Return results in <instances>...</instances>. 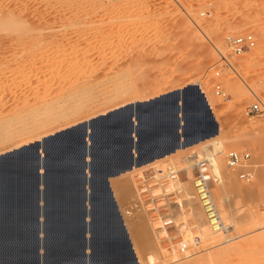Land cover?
Segmentation results:
<instances>
[{
    "label": "rangeland",
    "instance_id": "1",
    "mask_svg": "<svg viewBox=\"0 0 264 264\" xmlns=\"http://www.w3.org/2000/svg\"><path fill=\"white\" fill-rule=\"evenodd\" d=\"M2 1V5L7 4V0ZM98 4L93 6L95 10L105 8L108 13L104 35L107 37L105 46L102 45L105 53L100 62L106 64L105 67L109 65L106 68L111 70L110 73L106 71L109 73L107 78L113 79L111 83L119 80L120 86L109 82L108 88L105 86L101 87L103 89H95L97 93L83 94L88 99L83 96L82 100L79 98L69 102L71 105L67 104L58 110L59 115L43 117L41 122L27 132H1L0 152L32 141L38 136L92 119L118 105L149 100L195 84L202 94L209 91L215 100L209 107L218 124V133L198 143L180 146L170 155L152 163L133 168L124 174L128 197L122 202L116 197L129 238L136 242L134 252L138 264V257L144 264H264V113L256 117H248L243 113L245 105L252 98L250 91L257 95L256 98L264 106V42L261 40V33L264 34V0H103V5L99 4L104 6L103 9ZM41 8L36 9V14L42 15L41 24L45 27L66 24L53 10L47 13V10ZM246 32L253 35L254 48L233 54L225 44L224 37ZM18 34H11L12 37L16 36L13 38H17L18 42L19 39H25H22L23 36L30 35L28 32V35L22 34V37ZM18 42L14 41V44ZM80 42L78 44L82 45L83 42ZM8 43L0 51L6 53V56H9L8 51L17 53ZM256 48L259 49V56L254 54ZM220 51L225 56L230 51L228 55L233 57H226L225 66L218 60ZM81 56L67 60L64 69H67V74L80 70L88 59H91V66L102 64L95 57L84 59ZM227 61L234 62V66L239 65L238 74L230 69ZM215 71L217 77L213 76ZM44 72V79L40 77L42 80L49 81V75L52 79V74ZM72 75L73 73L70 76ZM216 81L228 94L226 99L213 93L212 83ZM189 94L185 91L184 105L180 107V113L183 111L186 116L192 115L191 118H185V133L188 138L196 135L198 126L197 119L193 118L197 111L190 103ZM169 99L131 108V112L148 125L149 133L166 134L168 130L161 126L160 117L171 114ZM181 99L182 96L179 99L180 105ZM241 99L244 100L240 101ZM104 122L106 121L98 119L92 124L102 127ZM79 131L80 129L75 132ZM93 141L97 142L95 139ZM217 144L223 145L226 150L247 152L249 158L246 162L251 167L254 178L249 183L242 182L234 170L226 167L223 156L221 162L216 157V161L224 165V170H221V180L217 184L211 181L209 187L220 217L230 229L228 233L218 232V236H211L213 229L195 197L193 182L198 173L212 180L214 175L205 156ZM8 168L9 162L1 163V173L5 174ZM157 169L161 172H157ZM169 171L175 172L171 175L172 182L166 177ZM184 176L189 178V199L195 201L205 220L195 216L192 211L186 198ZM154 178H158V182L163 185L164 194L159 192ZM125 183L123 181L120 184L125 186ZM142 198H148V202L141 201ZM109 222L113 226L114 222ZM187 224L193 227L192 232L188 230ZM91 233L95 239L101 238L103 227L98 225ZM228 239L232 241L225 244ZM117 255L112 253L110 246L106 247L103 261L110 263Z\"/></svg>",
    "mask_w": 264,
    "mask_h": 264
},
{
    "label": "bare ground",
    "instance_id": "2",
    "mask_svg": "<svg viewBox=\"0 0 264 264\" xmlns=\"http://www.w3.org/2000/svg\"><path fill=\"white\" fill-rule=\"evenodd\" d=\"M96 3L102 4L103 0H7V4L5 3L6 5H2L3 1L2 0L0 1V50L2 48H5V45H6L5 43H8V42H9L8 43L9 46H12L13 49L17 50L16 51L17 53L8 51L7 54L9 53V56H6L5 55L6 53L4 54L2 51H0V134H1V132L2 133L3 132H16V133L17 132H20V133L21 132H27L30 129L34 128L35 125H37L36 123H38L39 121L41 122L40 119H42L43 117L47 118V117L57 116L60 113L58 110L63 108V106L70 104L75 99L80 98L82 100V97L85 96L83 94H87V93L93 94L94 92L97 93V91H95V89H97V88L103 89L101 87H105V86H106L105 88H108L107 85L109 84V82L111 83L113 81V79L110 78L111 79L110 80L109 78H107L108 74L110 73L111 68H110V70H108L106 67L109 68V65H107L105 67L106 64L103 65V63L100 62L101 58L103 59L102 54L105 53L104 52L105 50H103V47L105 46V44H104L105 43L104 41H106L105 37H107L104 35H105V29L107 28V25H108V21H107L108 13L106 12L105 8H104L105 10L103 9L104 6L102 7L99 4L98 5L100 7H102L101 9H103V10L99 11L100 8L98 10L97 9L95 10L93 6ZM38 5H40L42 8H44L45 11L47 10V13L50 12V10L51 11L53 10L56 14H58V16L61 19L65 20L63 22H66V24L62 25V26L45 27V25L41 24V21H42L41 19H43L42 15L40 13H39L40 16H38V14H36V12H37L36 9H38L40 7V6L38 7ZM44 10H42V11L44 12ZM107 11H108V9H107ZM47 16H48V14H47ZM48 19H46V20H48ZM57 20H59V19H57ZM53 21H55V20H53ZM106 21H107V25H106ZM119 21H120V19H119ZM61 22L62 21H60V23ZM111 22H113V21H111ZM47 24L48 23H46V25ZM69 27L71 28V30ZM45 30H48L49 32H47ZM68 30H70V31H68ZM44 31L47 34L43 33ZM21 32H24L25 34L21 33ZM26 32H28L30 35L26 34ZM12 33L13 34L15 33L16 35L18 33H21V35L22 34L28 35L29 37H27V36L22 37L20 34H18V35H20V37H22V39L24 37H25V39L27 38V40L19 39L20 42H18L17 38H13L16 36L12 37V35H11ZM35 33H37V34H35ZM42 33L45 36H43ZM6 34H8V35H6ZM261 37L260 38H261L262 42H264V34L261 33ZM14 41L18 42V43L14 44ZM80 41L83 42L82 45L78 44ZM94 41H95V46L93 47ZM103 44H104V46H102ZM12 47L11 48L8 47V48L12 49ZM104 49H106V48H104ZM225 49L222 51L224 52ZM250 49H252V48H250ZM256 49H255L254 54L260 55L259 49H257V50ZM260 50H261V48H260ZM263 51H262V53H263ZM228 52L230 53V51H228ZM14 53H15V55H14ZM242 53H244V52H242ZM228 54H227V56H225V54L221 53V51L218 52V55L225 57V59H226V57L227 58L228 57L233 58L231 55H228ZM79 55L80 56L82 55L83 57L82 56L81 57L84 59H87V58L93 59V57H95V58L99 59V62L102 63L101 64L102 66L97 65V63L95 64L94 63L95 61L93 63L96 66H91V65H89L91 59L90 60L88 59L89 61L86 60L87 61L86 65H84L80 70H77V71L74 70V72H72L73 75L70 76L72 74L71 71H70L71 74H67V72H68L67 69L64 70L66 68L65 63H67V60L69 58L70 59H71V57L76 58ZM106 55H108V54H106ZM231 58H229V61ZM229 61H227L228 62L227 65L230 67L231 70H233L235 72V74H238L239 72L237 73V70H238L239 65L234 66V62L232 63ZM96 62H98V61L96 60ZM108 63H109V61H108ZM84 64H85V60H84ZM236 64H237V62H236ZM111 65H113V64H111ZM72 66L73 65H71L70 67L72 68ZM70 67H69V69H70ZM107 70L109 71V73L106 72ZM46 71L49 73H46ZM42 72H44V74H52V79L50 78V75H49V81L48 80L47 81L42 80L40 78L43 75ZM110 76H111V74H110ZM113 77L115 78L116 76H113ZM43 79H44V77H43ZM46 79H48V77H46ZM114 82H115V80H114ZM118 83L121 84V82L118 80L115 83H111V85L114 84V86H116V85H119ZM230 85H232V84H230ZM109 87H110V84H109ZM105 88H104V90H105ZM99 89H97V90H99ZM256 89H258V88H256ZM256 89H254V90L256 91ZM199 90H200V88H199ZM200 92H201V90H200ZM101 93H102V91H101ZM103 93H104V91H103ZM250 94L253 97H257V95H255L251 91H250ZM102 96H103V94H102ZM181 96L182 95H180V98H181ZM203 96L205 98V101H206L208 107H209V104L212 105L215 103V100L209 91H205L203 93ZM86 97L87 96H85L83 98L86 99ZM87 99H88V97H87ZM244 99L246 100L247 98H244ZM244 99H241L240 101H243ZM153 102H155V101H153ZM147 103H152V102H147ZM122 105H118L117 107H114L113 109L118 108ZM133 107H131V108H133ZM113 109L110 108V110H113ZM209 109H210V107H209ZM110 110H106V111H104L98 115L106 114ZM61 111H63V109ZM210 112H211V109H210ZM61 114H62V112H61ZM179 114H180V109H179ZM211 114H212V112H211ZM98 115L94 116V118L97 117ZM121 115H123V113L118 114L117 118H119ZM191 117H192V115L190 117L185 115V118H191ZM110 118H114V116L110 117ZM110 118H108V119L103 118V121H106V122H104L102 124V127H99L98 124L93 125L92 123H94L95 121L91 122V124L87 125L89 132L92 134L91 135L92 139L97 140V142L99 140H101V142L103 141L102 139L107 134V129L105 128V124L107 123V121ZM193 118H196L198 121V126H197V130H196V132H197V131H199V129L203 128V120L201 119V117L199 118L197 116H193ZM90 119H87L86 122ZM78 123H81V122H78ZM216 125H217V130L214 134H212L208 137L202 138V139H198L197 141H195L192 144L198 143L199 141L204 140V139H208L210 137H214L218 133L217 122H216ZM71 126H68V127H71ZM81 128H82V126H81ZM88 129H87V131H88ZM80 131H82V130L80 129ZM52 133H50V134H52ZM195 134H197V133H195ZM47 135H49V134H47ZM47 135L44 134L43 136H38L36 139L29 141L27 143L15 145L14 147H11L7 150L0 152V154L12 151L13 149L19 148L20 146H23V145L30 144L34 141H41L42 138H44ZM58 138L61 141H64L66 138H68V135L66 134L64 136V138L62 136L58 137ZM56 141H57V139H56ZM192 144H190V145H192ZM77 145L78 144L74 141H72L70 146H67L66 144L60 145L59 149L56 151L57 156H61V155L63 156L65 154H67V151L71 150L70 148L79 147ZM47 146L49 147V144ZM180 146H184V145L181 144ZM185 146H187V145H185ZM225 150H226V148L221 144L213 145V147L207 151L206 156H205L207 161H208V166L210 167V169L214 175L213 177H216L215 180H213V178H212V181L215 184H217L218 181L221 180V170L222 171L224 170V168H223L224 165L219 164V162L216 161V157H219L220 162H221V157L224 155ZM27 151L28 150L23 151V152H19V153L14 154V155L6 156L0 160V166H1L2 162H5V163L9 162L8 171L5 174L1 173V171H0V184L1 183L5 184V187L3 188L2 194L0 193L1 194L0 195L1 207L3 210L2 212H0L1 213L0 214V264H21L23 261L29 260L33 256L32 255V249H34L35 243L31 237L32 236L31 232L26 233V231H25V234H24V233H22L19 226L23 221L32 219L31 218L32 216L30 215V213L26 211L27 209L25 210L23 208V204L27 200V198L29 197V194H32L35 191L34 190L35 186H33L34 183L36 184V182L39 180L40 181L43 180L47 183V184H45L46 185L45 187H47V188H45L44 194L48 198H57L62 202L63 201L66 202V201L70 200V197L68 196L69 193L66 191L65 187H60V185H63V183H64L63 181L67 178V177H65L66 173H65V175H64V173L62 174V172H64L65 169H59L58 170V168L54 169L52 167L49 170L48 174L45 175V177H41L38 180L33 175V171H32L33 168H32V164H31L33 161L30 159L29 156H27V155H29L27 153ZM52 152L53 151H51V153ZM71 153H73V152H71ZM54 154H55V152H54ZM54 154L52 153L53 156H49L51 163L55 159L56 155L54 156ZM97 158H99V157H97ZM100 160H101V158H100ZM102 161H103V158H102ZM94 162H95L94 164H96V163H98V160L94 159ZM130 169H128V170H130ZM130 171H128V172H130ZM157 172H161V170L157 169ZM169 172L170 173L167 174L166 177L169 179V181H171L170 180L171 175L175 174V172H171V171H169ZM73 177H71V178H73ZM252 178H254V176H252ZM155 180L157 181L156 187L158 188L159 192L164 194L163 185L160 182H158L159 181L158 178H156ZM110 181H111V187L114 188V185L115 186L119 185L121 182L123 183V181L125 183V175H122L120 178H117V179L113 178ZM194 181H195V178H194ZM184 182L187 185L186 198H187L189 204L192 206V211L195 213V216L201 217V215H200L201 211H199L198 208L196 207L197 205L195 204V201H193L192 199H189L190 194L187 193L188 190H190L189 178L184 176ZM118 189H119V191H118ZM69 191H71V190H69ZM114 191H115L114 193L116 194V197L120 198L121 202L124 198L126 199L129 195L126 183H125V186L123 184L116 186L114 188ZM144 194H145L144 196L146 197L147 196L146 191ZM29 198H31V197H29ZM79 198H80V195H79ZM146 199H148V198H144V199L142 198L140 200L141 201L144 200V202L147 203L148 201ZM31 200H33V199H31ZM73 200H74V198H73ZM73 200L71 202H73ZM96 201L97 202L93 201V203H92L95 211L93 210L94 211L93 212L91 210L93 213L91 214L90 218L88 217L90 220L88 221L89 225H87V226L91 230V232L98 225L103 227L104 233H103L101 238H97V239H95L92 236V238H87V240H84V239L82 240V238H79V236L77 235L78 230L72 231L73 229L71 226L69 229L67 224L68 223L74 224V220L77 219V218L75 219V214H76L75 210L71 211L72 209L68 208V209H64V211H63V208H62V211H60V209L57 208L60 211V212H58L55 210V208H52L51 204H49V203L43 208L44 209L43 215L45 214V216L49 217V220L46 219L47 225L46 226L44 225L45 230L47 231L46 238H44V241L42 243H40V245L43 246V249H42L43 255L41 258L42 260H40V262L43 261V262H45V264H55V263H59L60 261H64L67 259L66 255H67L68 251H73L76 253V251L79 250L80 247L83 246V244L85 246L87 245L88 247H90L92 249L94 258L96 260L100 261V263L106 264V261H103V255L105 254V248L106 247L110 246L112 248V253L118 252L119 245H118V240H117L118 236H117V230L115 227V225H116L115 220H114L113 216H111L109 213H107L105 211V204H104V202H102L103 200L102 201L96 200ZM71 202H70V205H71ZM67 205H68V203H67ZM75 205H76V203H75ZM75 205H74V207H76ZM118 205L120 206L119 202H118ZM97 208H99V209L101 208V211H96ZM24 213L28 217H25ZM218 214H219V211H218ZM29 216H31V217H29ZM56 216L57 217L60 216V217L58 219L57 218L55 219ZM219 216H220V214H219ZM81 217H79V218H81ZM25 218H26V220H25ZM120 218H121V216H120ZM201 219L205 220L202 217H201ZM220 219H221V217H220ZM76 221L78 223V220H76ZM109 221L114 222V224H112L113 226L110 225ZM121 221L123 223L122 218H121ZM221 221H222V219H221ZM73 224H72V226H74ZM79 225L81 227V224H79ZM187 225H188V230L192 232L193 227L189 226V224H187ZM209 225H210V223H209ZM210 227L212 228L211 225H210ZM224 228H225L224 231H226L228 233L230 228L225 224H224ZM125 230H126V228H125ZM224 231H216L213 229V233L210 232L211 233L210 235L211 236H215V235L218 236L219 235L218 232L222 233ZM50 232L51 233L54 232V234L53 233L51 234ZM126 233H127V230H126ZM136 234H137V232H136ZM127 235L129 238L128 233H127ZM191 235L193 236L192 233H191ZM9 238L16 239V241H14L15 243H8L9 245H7L5 242L8 241ZM132 239H134V237ZM129 241H130L132 250L134 252L136 242L131 241L130 238H129ZM231 241H232L231 239H228L224 243L229 244ZM40 252H42V251H40ZM143 253H144V251H143ZM134 256L136 259V263H134V264H138L135 252H134ZM138 259H140L139 264H144L143 260L141 258L138 257Z\"/></svg>",
    "mask_w": 264,
    "mask_h": 264
},
{
    "label": "crops",
    "instance_id": "3",
    "mask_svg": "<svg viewBox=\"0 0 264 264\" xmlns=\"http://www.w3.org/2000/svg\"><path fill=\"white\" fill-rule=\"evenodd\" d=\"M147 104L149 103H145V104L134 106V107L138 108L141 106H146ZM124 112L126 114H123L119 118H117L118 114H121ZM113 116L114 118H110ZM103 118H107V119L110 118L105 124V128L107 129V134L102 139L103 140L102 142L101 140H99L97 143L93 141L91 137L92 134L89 132L87 125L90 124L91 122H94L95 120L103 119ZM160 123L162 127L167 128L168 132L162 135L151 134L149 133L148 125L144 124L143 121L140 119V117L137 114H134L133 112H131V108L127 107L119 111L109 113L105 116H102V117L97 116L95 118L88 120L87 122L85 121V128L87 132V135L85 136V141L88 147L86 148V151H84L82 142H81L82 131L75 132L78 129L83 130V126L81 124H75V125H72L71 127L63 128V130L62 129L57 130L58 132L55 131L52 134H49L45 136L44 138H42V140L39 141V145L37 148L38 160L34 153V147L31 145V143L20 146L19 148L13 149L12 151L0 154V160H1L3 157L14 155L19 152L28 150L27 153L29 155L27 156H29L30 159L33 161V162L31 161L32 168H33L32 169L33 175L38 180L41 177H45V175L48 174L49 170L52 167L54 169L58 168V170L65 169V171L63 170L64 172H62V174L64 173L65 175L66 173L65 177L67 178L63 181L64 183L63 185H60V187H65L66 191L69 193L68 196L70 197V200L71 199L73 200L74 198L73 202H71L72 200L71 201L69 200L66 202L63 201L64 203L57 198H48L44 194V190L45 188H47L45 187L46 186L45 184H47L45 181L39 180L36 182V184L35 183L33 184V186H35V188L33 187L35 191L32 194H29V197L31 198L28 197L27 200L23 204V208L25 210L27 209L26 211L30 213L32 217L31 216L29 217H31L32 219L26 220L25 218L26 221H23L20 224L19 228L24 234H25V231L26 233L31 232V235H32L31 237L35 243L34 244L35 246H34V249H32V255H33L32 258H30L29 260L23 261L21 264H27V263L28 264H45V262L43 261L40 262V260H42L41 258L43 255V250H42L43 246H41L40 243H42L44 241V238H46L47 231L45 230V226L47 225L46 219L49 220V217L45 216V214L43 215L44 213L43 208L48 203L51 204V207L55 208V210L58 212L62 211V208H63V211L64 209H68V208L72 209L71 211L75 210V213H76L75 219L77 218L76 220H78V223L76 220H74V224L72 223L74 226H72V224H69V223L67 224V226L69 227V229L71 226L73 229L72 231L78 230L77 235L79 236V238H82V240L83 239L87 240V238H92L91 230L88 228L87 225H89L88 221L90 220L89 218L91 217V214L95 211L92 205L93 201L97 202L96 200H99V201L103 200L102 202H104L105 204V211L109 213L111 216H113L114 218L113 209L110 205V196H111L114 203L116 204L117 212L120 214L122 218V214L119 209L118 201H117L116 195L114 194L113 188L111 187L110 180L113 178L115 179L120 178L122 175L126 174V172L130 171L134 166L136 168H138L139 166L142 167L158 159L164 158L167 155H170L171 153H173L181 145L182 138H183L182 136H180V140H181L180 145L176 146V135H175L174 123L172 119V112L170 115H167V116L162 115V117H160ZM63 134H67L70 136H68V138H66L64 141H61L58 137L62 136ZM130 139H131V142H130ZM72 141L76 142L78 144L77 146L79 147L70 148L71 150L67 151L68 155L65 154L63 156L62 155L57 156L56 151L59 149L60 145L66 144L67 146H70ZM194 142L195 141H192L189 144H185V145H190ZM48 144H49V147L47 146ZM50 150L53 151L52 152L53 154L55 152L54 156L56 155L52 163L50 162L49 156H53V155ZM129 153L131 154L132 158L136 159L137 162L139 163L133 164L130 167L131 168L130 170L119 171L117 172V174L113 176H109V173L111 171L120 170V168L128 162ZM102 158H103V161H102ZM94 159H97L98 163L94 164L95 163ZM105 180L107 181V186H106ZM4 187H5V184L1 183L0 184L1 194H2ZM79 195H80V198H79ZM70 202H71V205H70ZM74 205L76 207H74ZM57 208L60 209V211ZM98 209L99 208H97L96 211H101V208L99 210ZM91 210L92 211L94 210V211L92 212ZM2 211L3 210L1 207V201H0V212ZM24 216L28 217L25 213H24ZM59 217L60 216L58 217L56 216L55 219L56 218L58 219ZM79 224H81V227ZM115 224H116V221H115ZM122 224L124 225V222ZM115 227L117 230V225H115ZM52 233L54 234V232ZM117 236H118L117 240H118V245H119L118 252H117L118 253L117 258L107 264H113L117 260L122 259V255L124 253V246L122 245L119 239L118 230H117ZM14 241H16V239L9 238V240L6 241L5 243L9 245L8 243H15ZM83 246L85 245L83 244ZM80 249L77 250L76 253L73 251H68L66 255L67 259L64 261H60L59 263H55V264H89L88 261L83 262ZM84 252L86 253L87 257L93 259V263L105 264V263H100V261L94 258L92 249L88 247L87 245L85 246Z\"/></svg>",
    "mask_w": 264,
    "mask_h": 264
},
{
    "label": "water",
    "instance_id": "4",
    "mask_svg": "<svg viewBox=\"0 0 264 264\" xmlns=\"http://www.w3.org/2000/svg\"><path fill=\"white\" fill-rule=\"evenodd\" d=\"M185 91L190 93L189 94L190 103L195 107V109L197 111L195 113L196 116L199 118L201 117V119L204 121V127L202 129H199V131L195 132L197 134L190 136V138H188V136H186V133H185V131H186L185 114L182 111L179 115V109H180V107H182L184 105ZM180 95H182L181 105L179 104ZM167 98H170L169 102H170V106L172 107V119H173V123H174L175 135H176V146H178L180 144V141H181L180 136H183V138H184L182 140L181 144L185 145V144H189L192 141H197L198 139L208 137V136H210L216 132V130H217L216 122H215V120H214V118L210 112V109H209V107L205 101L203 94L200 92L198 86L195 84H189V85L183 87L182 89H176V90H173L171 92L161 94V95L154 97L152 99H149V100L136 101L134 103L125 104L123 106H120L118 108L110 110L106 114L98 115V117H102V116H105L109 113L119 111L123 108H127V107L131 108L133 106H139V105L145 104L147 102L160 101V100H164ZM78 124H81L83 126L81 142H82V146H83L84 151H86V148H88V147H87L86 141H85V136L87 135L86 128H85V121L78 123ZM180 134H182V135H180ZM130 142H131V139H130ZM31 145L34 147V153H35L36 158L38 160L37 148L39 145V141H35V142L31 143ZM135 163H139V162H137L136 159H133L131 154L129 153L128 162L124 166H122L120 168V170L111 171L109 173V176H113V175L117 174V172H119V171L128 170ZM106 186H107V181H106ZM110 205L113 209L119 239H120L122 245L124 246V253L122 255V259L117 260L113 264H134V263H136L134 252L132 250V247H131L128 235L126 233V230L124 228V225L122 224L120 215L117 212L116 204L114 203L111 196H110ZM84 249H85V246H82L80 249L81 257L83 258L82 259L83 262L88 261L89 264H95V263H93V259L86 256Z\"/></svg>",
    "mask_w": 264,
    "mask_h": 264
},
{
    "label": "built area",
    "instance_id": "5",
    "mask_svg": "<svg viewBox=\"0 0 264 264\" xmlns=\"http://www.w3.org/2000/svg\"><path fill=\"white\" fill-rule=\"evenodd\" d=\"M224 41L233 54H240L254 46L253 35L249 32L244 34L226 35L224 37ZM218 58V60L222 62L221 65L225 66V57L218 55ZM213 76H218L217 71L213 72ZM212 91L216 96L222 99H226L228 97L224 88L217 81L212 83ZM243 113L248 117L260 116L264 113V106L256 97L252 96L249 102L245 105ZM248 158L249 155L247 152L237 151L234 149L226 150L223 155L226 167L234 170L237 178L245 183L250 182L253 176L252 169L246 162ZM215 179L216 177H213V180ZM211 181L212 180L204 176L202 173H198L195 176V181L193 183L195 197L212 228L216 231H224V224L220 219L217 207L211 195L209 187V183Z\"/></svg>",
    "mask_w": 264,
    "mask_h": 264
}]
</instances>
